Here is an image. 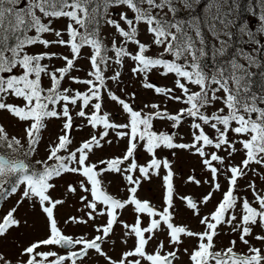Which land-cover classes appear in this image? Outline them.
Returning a JSON list of instances; mask_svg holds the SVG:
<instances>
[{
    "label": "snow or ice",
    "instance_id": "snow-or-ice-1",
    "mask_svg": "<svg viewBox=\"0 0 264 264\" xmlns=\"http://www.w3.org/2000/svg\"><path fill=\"white\" fill-rule=\"evenodd\" d=\"M125 76L154 99L137 104ZM53 120L59 132L36 159ZM84 127L93 131L76 142ZM110 135L121 151L93 161ZM178 152L197 158L186 175L174 170ZM65 175L79 179L55 197ZM153 177L159 205L139 195ZM178 179L205 191L181 194ZM16 195L0 205V246L30 226L17 215L25 201L45 235L14 240L15 264H264V0L243 10L242 0H0V200ZM72 196L81 206L64 224L91 232L60 226L56 210ZM224 228L234 238L218 246ZM0 264L14 262L0 251Z\"/></svg>",
    "mask_w": 264,
    "mask_h": 264
},
{
    "label": "rangeland",
    "instance_id": "rangeland-1",
    "mask_svg": "<svg viewBox=\"0 0 264 264\" xmlns=\"http://www.w3.org/2000/svg\"><path fill=\"white\" fill-rule=\"evenodd\" d=\"M250 21H253L254 23V18L251 17ZM60 23H64V21H61ZM151 79L158 81L160 84L167 83V81H164L155 75L152 76ZM110 86L113 87V89L115 90L114 85L110 84ZM121 87H123L124 90L129 93L135 91L137 94L136 103L141 106L143 105V103L149 102L154 99L152 92L144 90L143 88L140 87L139 81L131 80L130 82V76L124 77V83L121 85ZM106 110L112 111L114 114V118L117 121H120L123 118V113H120V115H115L117 112H119V108L110 102L106 104ZM77 123H81V122L77 121ZM5 126L9 127L6 121H5ZM60 126H61V121L53 120L48 123L47 130L43 132L44 142L41 143V145L39 146V153L38 155L35 156L36 159H40L44 157L45 145L47 144L50 137L55 138V136L59 132ZM22 127L23 126L21 125V128ZM155 127L159 130H166L168 129V123L156 121ZM9 131L11 133H17L20 131V129L9 127ZM92 131L93 130L90 127H84L80 131L73 132L75 141L78 142L82 138H87L91 134ZM181 131H186V129H182ZM109 138L113 139L114 141L113 145L112 146L105 145V148L103 150L97 151L96 154L92 157L93 161H95L98 157L106 158L113 153L118 154L121 151L124 142H121L120 145L118 146L113 136L110 135ZM159 155L163 157V156L169 155V153L167 150L162 149L160 150ZM177 155L180 157V160L176 161L174 170L177 171V174L179 176V169L183 167L184 174L186 175L190 165L196 163L197 158L195 157L189 158L187 153H183V152H178ZM148 158H149L148 155L142 149L138 152V159L140 163H144ZM237 160H239V157H237ZM181 161H182V164H181ZM76 179H79V178L73 177L70 175H65L62 178L55 180L54 182L56 183L57 187L55 191L53 192V195L55 197H60L61 194L64 192L66 182L76 180ZM109 179H112L114 183H119L120 186L123 187V183L120 177L106 176L105 182L107 183ZM177 183L180 184L179 179L177 180ZM241 183L243 184V181H241ZM179 190L181 194H191V193L204 192L205 188H196L195 186H192V185L180 184ZM110 191L115 193L116 188L111 187ZM162 193H163V189H162L161 179L157 177H153L151 182L145 181L142 184V190L140 191L139 195L141 196V198L149 199L153 203L159 205L162 203ZM17 199H18V195L11 197L6 202L3 200H0V205H2L3 211H7L10 207L14 206ZM214 203L215 201H213V204ZM80 206L81 205L79 204L77 197L72 196L70 199L66 198V203L63 206H58L56 210V216L60 222V226L65 230L67 234H77L78 235L86 231L91 232V229H89V227L86 225H73L71 223L67 225L64 224L65 219L69 215L78 214L77 210ZM211 207H212V204H209L208 208H211ZM130 211L131 210L129 209L128 212L125 213V217L128 219L131 218L129 216ZM17 215H18V218H21V217L27 218L30 226L28 228L21 227L19 229H12L7 236L6 242L2 246H0V251H3L9 258L13 259L14 264H15L16 255L19 251L17 244L13 243L14 240L19 241L21 244H25L30 240L36 239L38 237H43L45 235L44 218L39 213L38 209L36 211L32 210L28 201H25L23 205L20 206V208L18 209ZM185 217L187 219H191L192 218L191 212H187L185 214ZM192 224L193 226H196V222L194 220H192ZM116 231L117 233H119L121 230L117 228ZM222 232L226 234L218 238V246L226 245L229 239L234 238L231 235L230 230L228 228L222 229ZM220 241L223 242V245L219 243ZM253 242L256 243L255 241ZM129 243L131 244V241H129ZM120 247H123V246L121 245ZM120 247L116 248L115 252L119 253ZM41 250L43 251L47 249H41ZM237 250L244 251L245 248L241 244L238 246ZM89 261H90V264H95V261L91 259V255L89 257ZM176 264H187V257L182 256L181 260L176 262Z\"/></svg>",
    "mask_w": 264,
    "mask_h": 264
},
{
    "label": "trees",
    "instance_id": "trees-1",
    "mask_svg": "<svg viewBox=\"0 0 264 264\" xmlns=\"http://www.w3.org/2000/svg\"><path fill=\"white\" fill-rule=\"evenodd\" d=\"M246 5H247V0H242V10L244 7H246ZM242 18L250 20L251 16H249L248 14L245 13Z\"/></svg>",
    "mask_w": 264,
    "mask_h": 264
}]
</instances>
